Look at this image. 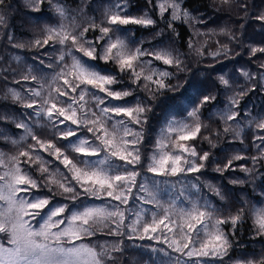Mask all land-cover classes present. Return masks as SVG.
Returning <instances> with one entry per match:
<instances>
[{
  "label": "snow or ice",
  "instance_id": "6c2138e0",
  "mask_svg": "<svg viewBox=\"0 0 264 264\" xmlns=\"http://www.w3.org/2000/svg\"><path fill=\"white\" fill-rule=\"evenodd\" d=\"M31 2L35 7L36 0ZM223 2L229 3V0ZM51 3L61 22L47 27L45 37L35 41L41 47L49 45L50 41L53 46H60L54 64L40 60L41 65L53 69L51 81H38L29 70L22 79L37 82L39 87L27 89L26 96L13 89L9 91L14 101L33 109L30 115L40 118V127L52 129L53 138H42L28 123L20 121L16 127L25 135L11 143L21 144L28 137L35 143H29L26 149L21 148L9 157L0 153V264H116L111 253L121 251V241L110 248L82 242L90 240L104 228L108 229V235L165 244L166 248H152L151 252L163 253L168 258L166 264L223 261L234 246L237 225L245 219L243 206L234 214L220 215L219 209L211 205L201 206L199 202H192L190 208L173 212L172 206L164 207L159 199L160 186L168 181L150 180L146 176L138 180L141 171L137 168L141 165L154 177H186L208 167L211 153L198 151L194 144L186 142L196 140L202 128L207 127L200 120V108L216 97L204 95L201 84L190 83L183 95L173 98L170 106L177 111L186 110L185 104H194L196 98H200L199 106L188 112L192 123L166 118L152 152L144 156L140 145L144 141L149 113L153 110L148 101L156 99L164 90H173L167 81L174 74L155 67L154 62L182 71L184 62L180 54L171 47L144 48L142 42L129 41L117 35L122 27L128 25L148 27L156 23L147 12L141 16L128 14L127 0H117L113 8L106 11L104 22L100 25L93 22L82 31L74 23L66 25L63 22L68 16L64 5L57 0H51ZM5 4L6 0H0V6ZM157 7L162 18L166 12L171 17L168 27L173 31L174 21L191 23L195 19L181 7V0H158ZM240 7L246 5L241 4ZM254 18L264 22V13ZM3 23L5 16L0 14V24ZM97 28L100 35L95 40L88 39L86 34L89 30ZM128 34L123 33L125 37ZM188 46L198 55H204L203 46L194 48L191 39ZM229 51L227 44H223L221 50L211 55L213 58L221 54L227 56ZM257 52L264 53V47L251 49L252 55ZM145 57L151 59L146 60ZM98 59L111 61L120 73L128 74L133 84L148 93V101L132 103L126 100L133 96L134 89L113 87L120 84L121 79L113 73L101 72L90 63ZM261 67L264 68V64ZM241 74L246 79L252 78L247 71ZM261 79L264 80V74ZM219 80L226 88L231 87L223 75ZM246 94L242 91L231 96L230 106L217 113L225 124L237 120L240 113L233 111L232 106L239 104L237 96ZM258 127L264 129V122H260ZM84 130L90 135H81ZM224 131L228 132L229 127ZM239 134L236 133L237 136ZM202 139L212 144L210 137L203 136ZM257 139L264 145V136ZM57 141L67 143L58 144ZM261 145L256 146L260 148ZM212 146L215 147L214 144ZM261 151L264 153V148ZM45 153L51 159H46ZM241 159L244 157L237 154L223 167L217 161L215 170H229L233 160ZM256 159L253 157L254 163ZM181 182L177 180V183ZM231 183L243 181L235 179ZM191 186L196 187L195 184ZM42 190L51 195L36 194ZM212 190L221 199L225 198L218 188ZM58 194L73 204L83 195L114 203L73 210L68 203L54 202ZM133 200L162 209V214L154 211L148 218L145 209L129 208ZM251 215L257 235H264V207L253 208ZM227 224L231 225L230 231L224 228ZM167 249L178 255L172 257ZM236 264H264V259L238 260Z\"/></svg>",
  "mask_w": 264,
  "mask_h": 264
},
{
  "label": "trees",
  "instance_id": "16d2710c",
  "mask_svg": "<svg viewBox=\"0 0 264 264\" xmlns=\"http://www.w3.org/2000/svg\"><path fill=\"white\" fill-rule=\"evenodd\" d=\"M60 1L67 7H73L78 5H75L76 2L82 0ZM89 1L94 16H90L91 18L86 16L87 20L84 16H75L80 31L93 22L100 25L105 20L106 12L95 8L94 3L106 0ZM137 1L130 0L135 7H138L136 6ZM182 2L184 8L195 19L191 23L174 21L175 31L168 27L170 19H164L156 13L151 16L156 21L154 25L148 27L128 25L122 29L129 33L130 41L142 42L144 48L171 47L180 54L184 62L182 71L174 67L169 68L159 61L154 62V66L174 74L167 81L173 90H164L156 99L148 101V93L139 85L133 84L128 74L120 73L111 61L104 62L98 59L90 63H93L101 72L113 73L121 79L122 82L113 87L134 89L133 96L126 100L132 103L137 100L151 103L153 110L149 113L144 141L140 145L144 156L152 152L166 118L192 123L188 112L193 107L199 106L200 98H196L194 104H185L186 110L177 111L170 106L173 98L183 95L190 83L195 81L201 84L204 95L211 94L216 97L215 100L209 101L200 108V120L207 127L202 128L201 135L196 140L186 142L194 144L198 151L205 150L211 153L209 166L202 169L200 173H192L186 177H154L138 165L137 168L141 171V177L138 180H142L145 176L150 180H158V178L172 180L176 185L175 188L179 189L177 180L185 179L196 185L192 187V195L198 199L199 204L201 206L207 204L219 209L218 214L220 215L234 214L243 206L245 219L237 225V231L233 237V248L229 250V255L223 261H212V263L236 264L238 260L259 261L264 259V235H257L251 212L253 208L264 206V153L261 151L264 145H261V141L257 139L258 136H264V129L258 127L260 122H264V80L261 79V75L264 74V68L261 67V64H264V53L257 52L252 55L251 49L264 47V22L254 18L264 13V0H229V3H224L223 0H182ZM241 4H245L246 7H240ZM134 11L139 13L140 9L135 8ZM0 14L5 16V23L0 25V153L9 157L17 154L21 148L26 149L29 143H35L30 137L18 145L11 143L12 140L19 141L20 137L25 135L22 129L16 127L17 122L28 123L33 131L44 139L53 138L52 129L40 127L38 124L40 118L30 115L33 109L25 108L20 102L14 101L9 90L19 91L26 96L27 89L38 88L37 82L22 79L24 75L29 74V70L32 75L37 76L38 81H51L53 69L41 65L40 60H44L45 64H54L59 55L60 46L58 44L53 46V42L50 41L49 45L41 47L37 46L35 41L43 39L46 35V28L57 26L61 20L60 17L55 16L51 0H43L40 7L35 10L25 0H6V4L0 6ZM63 22L66 25L67 23L72 24L73 17L67 16ZM157 33L162 34L157 35ZM99 35L98 28L95 31L90 29L86 34L91 40H95ZM190 39L194 48L203 46V56L189 48ZM21 44L24 46H16ZM223 44H227L230 49L228 55L221 54L213 58L211 53L221 50ZM243 71H247L252 78L246 79L241 74ZM221 75L230 81L231 87L226 88L220 83ZM242 91H246L247 94L237 96L239 104L232 106V110L239 112L240 115L236 121H229L225 124L217 113L230 106L231 96H236ZM123 102L120 101V103ZM225 127H229L228 132L224 131ZM237 132L240 133L239 136L236 135ZM81 135L90 134L84 130ZM203 136L210 137L215 147L202 139ZM57 143L63 144L67 141H57ZM256 145H261V147L258 148ZM237 154L243 156L244 159L233 160L232 168L229 170L223 172L215 170L217 161L223 167L228 159ZM44 155L46 159H51L46 153ZM253 157L257 158L255 163ZM60 168L64 170L62 165ZM242 168L252 171L247 172ZM36 175L39 174L36 173ZM196 177H199V180ZM235 179L243 183H231ZM215 188L223 193L224 199L215 194L212 190ZM164 192L161 188L159 194ZM36 194L51 195L46 190ZM159 198L162 199V195H159ZM87 200L111 203V201L97 200L83 195L73 204L71 201H65L60 194L55 197L54 202L68 203L69 207L75 210ZM140 206L138 201L133 200L129 208L138 209ZM145 206L148 218L154 211L158 215L162 214V209H156L152 205ZM224 228L230 231L231 225H224ZM117 241H121V251L111 253L116 258V264H166L167 262L168 258L163 253L151 252L154 245H159L154 240H128L124 236L108 235L107 228L98 231L90 240L85 239L82 242L91 243L94 246L107 245L110 248ZM159 247L164 246L160 244ZM168 251L171 256L175 254L170 249ZM159 258L162 259L159 260Z\"/></svg>",
  "mask_w": 264,
  "mask_h": 264
},
{
  "label": "rangeland",
  "instance_id": "374dc122",
  "mask_svg": "<svg viewBox=\"0 0 264 264\" xmlns=\"http://www.w3.org/2000/svg\"><path fill=\"white\" fill-rule=\"evenodd\" d=\"M25 1H26V3H28V5L32 9L35 10V9L40 7L41 2L43 0H36L35 7L32 6L31 0H25ZM57 2L62 4V5H64L60 0H58ZM116 3H117V0H106V1H101V2H95L94 6H95V8L103 9L106 12L109 9H112L113 6ZM157 3H158V0H152V3H149V0H138L136 2V6H138V7H135V6H133L134 3H131L130 0H127L126 12L128 14H131L132 16H141L145 12H147L149 16H152L153 13H156L157 16L161 17L160 12H159V8L157 7ZM75 5H77V6H73V7L69 6V7H67L66 5H64V7L68 10V16H72L73 17V23L76 26L78 24L77 23L78 21H77V18L75 16H84V17L88 16V18H91L90 16H94L92 14V10L93 9L90 6V1L89 0L78 1V2L75 3ZM82 5H83V7H82ZM181 7L183 9H186L183 6L182 0H181ZM135 8L140 9V12L139 13L135 12L134 11ZM55 16H57L56 13H55ZM151 18L154 19L153 17H151ZM163 18L164 19H171V17L168 15L167 12L164 14ZM86 20H87V17H86ZM178 21H181V20H178ZM67 24H70V23H67ZM122 29H124V27H122L120 29V32H118L117 35H121V38H126V39H128L130 41L129 35H127L125 37L123 35V33H125V31H123ZM77 55H79V54H77ZM85 59L87 60V58H85ZM144 59L150 60L149 57H145ZM155 67H157V66H155ZM63 99H66V98H63ZM178 121H181V120H178ZM158 180H167V179H159L158 178ZM167 181H168L167 184H162L160 186V189L162 188L165 192L159 194V195H162V197H163L162 199H160V198L159 199L161 200V203L163 204L164 207L172 206V211L175 212V211H177V210H179L181 208H184V209L190 208L192 202H199L198 199H196L192 195V186L191 185L193 183H191L189 181H185V179H182L181 180L182 182L178 183V187H179V189H178L177 187L176 188L172 187V185L174 184L172 182V180H167ZM181 193H183V194H181ZM111 203H113V202H111ZM105 204L106 203L104 201H100L99 202V201H96V200H92V201L91 200H89V201L87 200L80 208H82L84 206H103ZM145 207H146L145 205H141L140 206V208H143V209H145ZM75 210H77V209H75ZM132 219H134V217H132ZM33 223H35V222L33 221ZM169 235H171V234L169 233ZM159 245L158 246L154 245L153 248H160ZM162 245L164 246L163 248H166L165 244H162ZM167 251H168V249H167ZM177 255L178 254L175 253L172 256L176 257ZM161 259L162 258H159V260H161ZM181 259H183V258H181ZM211 264H213V263L211 262Z\"/></svg>",
  "mask_w": 264,
  "mask_h": 264
}]
</instances>
